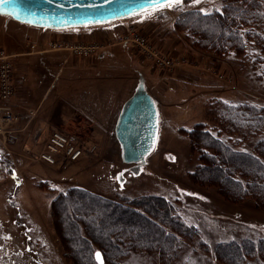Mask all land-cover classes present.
Instances as JSON below:
<instances>
[{
	"label": "rangeland",
	"instance_id": "obj_1",
	"mask_svg": "<svg viewBox=\"0 0 264 264\" xmlns=\"http://www.w3.org/2000/svg\"><path fill=\"white\" fill-rule=\"evenodd\" d=\"M230 1L182 0L151 15L59 32L0 15V49L11 55L15 75L13 96L0 103L8 107L0 114L13 116L0 122V264H71L59 231L69 224L70 190L131 208H144V200L161 196L184 226L193 229L188 236L166 227L178 237L168 263L158 252L121 244L124 253L118 258L123 264H226L215 257L216 243L264 239V195L258 198L246 188L245 194L234 196L197 173L191 176L203 162L200 151L208 154L198 146L210 144L197 143L188 133L197 123L205 122L234 151L258 157L257 143L264 142V119L253 117L251 126L239 124L233 115L239 109L232 107H258L263 111L253 116L264 118V0L235 2L241 38L224 54L202 48L190 27L192 13L225 15ZM138 37L169 58V66H159L149 51H142ZM76 45L88 48L79 53ZM93 45H98L95 52L90 51ZM123 45L128 63L136 67L126 64L122 68L128 77L113 76L120 68L118 59L105 58L104 78L96 80L93 58L106 50L120 51ZM117 77L124 78L119 82ZM140 85L155 105L156 134L144 157L129 162L123 159L116 123L125 99ZM90 120L103 131L102 139L94 137ZM53 130L72 135L84 153L76 160H41ZM62 201L66 212L58 218L53 210L59 211ZM246 259L243 264H264V255L258 253Z\"/></svg>",
	"mask_w": 264,
	"mask_h": 264
},
{
	"label": "trees",
	"instance_id": "obj_2",
	"mask_svg": "<svg viewBox=\"0 0 264 264\" xmlns=\"http://www.w3.org/2000/svg\"><path fill=\"white\" fill-rule=\"evenodd\" d=\"M238 1L240 0H232L225 6L226 16L221 12L212 15L196 13V16L192 13L194 17L190 19V27L193 28V34L199 35L196 42L204 43L202 48L224 54L229 46L237 44L238 39L241 38L238 28L235 27L239 10L235 2ZM243 11H246V15L249 13L247 10L243 9ZM232 107L239 109V113L237 112L239 115L233 114L239 124L251 126L256 121L253 117L264 119L261 114L253 116L263 111L258 107L252 108L244 103ZM204 123H197L188 131L189 134L194 135L192 136L194 139L198 138L197 143L210 141L208 146L205 143L204 147L198 146V148H204L208 154L200 151L199 157L203 162L199 169L191 172V176L197 173L195 175L200 176L202 180L215 182L218 187L234 196L245 194L246 188H250L258 198L264 195V142L257 143V147L260 148L258 157L251 153L234 151L218 135L209 132L207 124ZM236 173L247 175L249 178L241 179L236 176ZM70 191L68 199L71 197L73 199L69 201L67 210V213H70V217L67 218L69 224L66 227L60 226L62 238H59L63 241L66 258L71 261V264H98L95 258V253L98 252L95 247L98 244L104 252L105 260L101 255L103 264H123L118 258L124 253L121 244L138 250L158 252L161 257L167 259L162 262L168 263L175 256L173 249L178 242L176 240L178 237L176 233L168 232L166 227L171 226L174 232L179 228L185 235H193V229L184 226L180 217L173 214L171 211L173 208L161 196L142 201L145 204L144 208L141 204L131 208L112 200L101 201L102 198L94 194L85 193V196L89 195V198H86L80 192ZM60 205L62 208L59 211L53 210L54 216L58 218L60 214L66 212L63 201ZM137 208H142L143 212ZM144 211L151 218L147 217ZM73 212L77 214L74 216ZM67 236L68 239H65ZM213 248L215 257L221 262L243 264L247 260L246 256L250 254L264 255V239L218 242Z\"/></svg>",
	"mask_w": 264,
	"mask_h": 264
},
{
	"label": "water",
	"instance_id": "obj_3",
	"mask_svg": "<svg viewBox=\"0 0 264 264\" xmlns=\"http://www.w3.org/2000/svg\"><path fill=\"white\" fill-rule=\"evenodd\" d=\"M148 0H7L0 15L51 29L106 24L141 14ZM150 11V9H149ZM156 109L140 85L129 99L116 126L125 161L141 160L156 134Z\"/></svg>",
	"mask_w": 264,
	"mask_h": 264
},
{
	"label": "built area",
	"instance_id": "obj_4",
	"mask_svg": "<svg viewBox=\"0 0 264 264\" xmlns=\"http://www.w3.org/2000/svg\"><path fill=\"white\" fill-rule=\"evenodd\" d=\"M119 32H116L115 35L119 36ZM125 34V33H124ZM123 38H126L125 36ZM137 44H139L142 51H149L148 53L153 57L155 62L162 67V65L169 66L170 59L164 57L156 50L149 49V46H144V40L142 37H138ZM93 49L90 51L95 52L98 48V45H93ZM76 50L79 53L82 50H87L88 46L76 45ZM77 51V52H78ZM91 52V53H92ZM88 53V52H87ZM85 53V54H87ZM90 53V54H91ZM160 54V55H159ZM89 55V54H88ZM14 64L11 59V55L5 53L4 50L0 49V103H7L14 94ZM0 104V110L8 109V107ZM13 119V116L9 112H3L0 114V122H10ZM3 130V126L0 124V131ZM93 150V147L90 148ZM89 151V149H88ZM84 150L82 146L77 145L76 139L72 135H68L59 130H53L45 143L44 149L41 151L39 157L46 163H54L59 156L68 158V160H76L82 154Z\"/></svg>",
	"mask_w": 264,
	"mask_h": 264
},
{
	"label": "crops",
	"instance_id": "obj_5",
	"mask_svg": "<svg viewBox=\"0 0 264 264\" xmlns=\"http://www.w3.org/2000/svg\"><path fill=\"white\" fill-rule=\"evenodd\" d=\"M72 28H77V27H72ZM67 29H71V28H66L65 30H67ZM62 30H64V29H62ZM62 30H53V31H62ZM120 47H122L120 49V51H118V50L115 49L113 51L106 50V51L100 52L98 54V56L94 57L93 60L90 62V65L92 66V68L98 70V73H96L95 71H93L95 73L96 77H97L96 80H101L102 78H104L105 73H104V71L102 69V66H103L102 60H105V58L111 59L112 61H113V59H116V60L118 59V67H120V68H122V66L125 67L127 65H128L127 68L129 67L130 69H134V67H136V65L129 64L128 63V59H130V57H129L126 49L124 48V45L123 46H120ZM131 59H133V58H131ZM120 68H119V70L115 71V75H113V76H116V75L120 76V75L124 74L125 77H128V76H126L127 71H125V69H123V68L122 69H120ZM108 76H110V75H108ZM117 78L119 79V82L120 81L122 82V79L124 77H117ZM13 82L15 84V75H14V78H13ZM14 87H15V85H14ZM133 94H130L129 97H127L125 99L124 104L121 107V112H120L119 117L121 116L124 107L126 106L127 102L129 101V99L131 98V96ZM97 125L98 124H96L95 121L92 122V124H91V127L93 128L94 137L97 138V139H99V138L102 139L103 131H100L97 128Z\"/></svg>",
	"mask_w": 264,
	"mask_h": 264
},
{
	"label": "snow or ice",
	"instance_id": "obj_6",
	"mask_svg": "<svg viewBox=\"0 0 264 264\" xmlns=\"http://www.w3.org/2000/svg\"><path fill=\"white\" fill-rule=\"evenodd\" d=\"M7 0H0V3H5ZM200 0H193L194 4H198ZM182 3V0H148V9H145L148 15L152 12L160 11L164 8H173ZM150 9V11H149ZM95 258L98 264H103L101 254L99 252L95 253Z\"/></svg>",
	"mask_w": 264,
	"mask_h": 264
},
{
	"label": "bare ground",
	"instance_id": "obj_7",
	"mask_svg": "<svg viewBox=\"0 0 264 264\" xmlns=\"http://www.w3.org/2000/svg\"><path fill=\"white\" fill-rule=\"evenodd\" d=\"M104 24H100V26H96V27H103ZM82 27H88V26H78V28H82ZM71 29H74L72 27H70ZM71 29H67V30H71ZM67 30H62V31H67ZM59 32V31H58Z\"/></svg>",
	"mask_w": 264,
	"mask_h": 264
}]
</instances>
